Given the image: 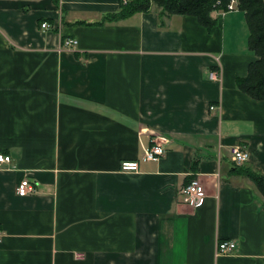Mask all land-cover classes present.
Instances as JSON below:
<instances>
[{"label": "crops", "instance_id": "0c3cea01", "mask_svg": "<svg viewBox=\"0 0 264 264\" xmlns=\"http://www.w3.org/2000/svg\"><path fill=\"white\" fill-rule=\"evenodd\" d=\"M121 3L0 0V264H264V196L232 172L240 144L264 174V100L237 86L256 58L245 13L99 23ZM155 140L166 154L144 160Z\"/></svg>", "mask_w": 264, "mask_h": 264}, {"label": "trees", "instance_id": "16d2710c", "mask_svg": "<svg viewBox=\"0 0 264 264\" xmlns=\"http://www.w3.org/2000/svg\"><path fill=\"white\" fill-rule=\"evenodd\" d=\"M229 2L230 0H129L122 2L116 11L105 14L99 23L125 19L137 12H148L156 4L161 9V16L193 15L211 29L217 22L214 16L220 9H226ZM237 6L245 13L249 27L248 45L256 56L249 64L247 75L237 78V86L251 97L264 100V0H237ZM232 172L251 179L264 196L263 173L256 171L248 162L241 165L234 163Z\"/></svg>", "mask_w": 264, "mask_h": 264}, {"label": "built area", "instance_id": "2783aa9c", "mask_svg": "<svg viewBox=\"0 0 264 264\" xmlns=\"http://www.w3.org/2000/svg\"><path fill=\"white\" fill-rule=\"evenodd\" d=\"M126 3L129 0H121ZM219 4V2L217 3ZM238 9L237 0H230L226 9H220L218 14H225L229 11H234ZM43 29L50 30L52 25L49 21H45L41 24ZM64 44L68 48H74L78 44V40L76 38L67 37L64 39ZM212 77L215 78V74H212ZM216 105H211V109L216 108ZM219 107V106H218ZM167 152V147L155 140V143L147 147L143 153V159L149 161L159 160L162 156H164ZM232 161L238 165H241L245 162L249 161V152L247 148L236 144L231 148ZM12 161V157L8 154L0 152V163H10ZM139 160H125L121 163V170L125 172H136L139 169ZM35 185L33 182L26 176L23 177L22 180L17 185V194L19 196H27L30 193L35 192ZM180 194L183 198V202L193 208L201 207L205 204L206 200V191L201 181L198 178H192L188 183L183 185L180 189ZM2 238V231L0 230V241ZM238 249V243L235 240H221L218 242L217 254L218 255H227L231 253H235Z\"/></svg>", "mask_w": 264, "mask_h": 264}, {"label": "rangeland", "instance_id": "374dc122", "mask_svg": "<svg viewBox=\"0 0 264 264\" xmlns=\"http://www.w3.org/2000/svg\"><path fill=\"white\" fill-rule=\"evenodd\" d=\"M155 6L158 7L156 4H154L153 7H155ZM160 10H161V9H160Z\"/></svg>", "mask_w": 264, "mask_h": 264}]
</instances>
